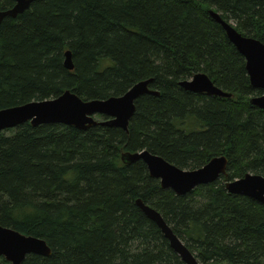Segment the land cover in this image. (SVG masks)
Returning <instances> with one entry per match:
<instances>
[{"label": "trees", "instance_id": "obj_1", "mask_svg": "<svg viewBox=\"0 0 264 264\" xmlns=\"http://www.w3.org/2000/svg\"><path fill=\"white\" fill-rule=\"evenodd\" d=\"M209 9L264 43V0H38L1 22L0 109L66 90L105 99L147 79L158 92L135 101L127 131L26 122L0 132V225L51 249L22 264H185L137 199L199 263L264 264V205L225 188L264 176V110L250 103L263 91ZM198 72L231 98L180 86ZM143 150L185 170L225 156L226 174L177 195L141 160H121Z\"/></svg>", "mask_w": 264, "mask_h": 264}, {"label": "water", "instance_id": "obj_2", "mask_svg": "<svg viewBox=\"0 0 264 264\" xmlns=\"http://www.w3.org/2000/svg\"><path fill=\"white\" fill-rule=\"evenodd\" d=\"M12 1L14 4L11 8L0 10V24L6 17L16 18L38 0ZM208 13L222 27L230 43L244 57L245 69L252 88L263 91L261 95L252 96L250 103L264 110V43L238 32L235 26L223 19L218 12L210 9ZM63 64L68 70L74 69L71 52L68 50L64 54ZM150 82L151 79L138 81L124 94L105 99L83 100L74 92L66 90L57 97L2 108L0 109V132L26 122L34 127L41 124L60 123L80 130L101 125L127 131L136 110L135 101L143 94L158 95L157 91L149 87ZM179 84L190 92L231 97V93L215 86L203 72H198ZM97 115L102 116L103 119L96 120ZM121 160L127 164L141 160L146 165L149 175L159 181L162 189H170L177 195H185L200 185L214 183L221 175L226 174L228 163L225 156L219 155L211 158L200 168L185 170L147 150L134 153L123 152ZM225 188L231 194L246 196L264 205V176L262 175L246 173L243 177L227 181ZM136 205L156 223L170 247L185 264H201L173 233L157 210L141 199L136 200ZM29 254L49 256L51 249L44 239L0 225V258L3 257L8 264H22Z\"/></svg>", "mask_w": 264, "mask_h": 264}, {"label": "bare ground", "instance_id": "obj_3", "mask_svg": "<svg viewBox=\"0 0 264 264\" xmlns=\"http://www.w3.org/2000/svg\"><path fill=\"white\" fill-rule=\"evenodd\" d=\"M210 10V9H209ZM208 10V11H209ZM213 10V9H212ZM218 24V23H217ZM222 28V27H221ZM223 30V29H222ZM224 31V30H223ZM225 33V32H224ZM226 35V34H225ZM184 89V88H183ZM231 98V97H230ZM251 98V97H250ZM97 120V119H96ZM15 129V128H14ZM228 164V163H227ZM167 223V222H166ZM173 231V230H172ZM180 240V239H179ZM181 241V240H180ZM182 242V241H181ZM183 243V242H182ZM184 244V243H183ZM185 245V244H184Z\"/></svg>", "mask_w": 264, "mask_h": 264}, {"label": "rangeland", "instance_id": "obj_4", "mask_svg": "<svg viewBox=\"0 0 264 264\" xmlns=\"http://www.w3.org/2000/svg\"><path fill=\"white\" fill-rule=\"evenodd\" d=\"M95 119H97V120H100V119H101V117L97 116ZM161 216H162V215H161Z\"/></svg>", "mask_w": 264, "mask_h": 264}]
</instances>
